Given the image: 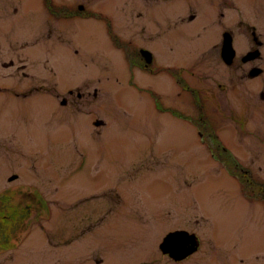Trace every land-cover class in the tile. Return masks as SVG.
I'll use <instances>...</instances> for the list:
<instances>
[{"label":"rangeland","instance_id":"rangeland-1","mask_svg":"<svg viewBox=\"0 0 264 264\" xmlns=\"http://www.w3.org/2000/svg\"><path fill=\"white\" fill-rule=\"evenodd\" d=\"M66 1L49 5L57 10ZM120 1L91 0L90 17L62 22L46 6L47 0H0V85L13 89L10 93L0 86V205L8 210L3 212L9 214V205L24 206L25 192L31 188H44L60 208L55 207L54 221L48 224L57 231L59 220L73 217L75 209L87 204V195L119 188L129 208L159 209L163 215L175 205H188V225H199L207 242L196 256L199 264H264V79L234 83L226 70L221 87L210 75L207 80L200 74L188 79V22L181 23L174 13L176 4H145L142 18L130 21V14L120 13ZM97 14L115 24L118 20L120 29L129 21L125 36L138 43L148 34L155 47L173 39L172 52L160 60L183 68L190 91L173 78L138 72L131 82L118 74L106 20H98ZM228 19L235 21L231 13ZM44 82L45 89L39 90ZM28 85V98L15 95ZM71 89L90 100L70 97ZM193 89L222 144L251 173V186H244L245 181L211 156L194 125L160 112L148 93L153 91L166 110L198 120L201 106ZM63 97L69 106L60 104ZM99 122L102 127H97ZM81 158L87 164L73 170ZM13 175L17 179L10 181ZM36 208L17 239H11L7 223L0 227L1 245L8 242L0 247V264L74 262V244L49 247L39 227L42 211ZM113 212L106 216L114 220L109 229L95 232L114 242L102 258L105 264H132L142 255L138 244L119 243L126 237L143 239L115 219L135 217L134 211ZM25 228L33 233L28 235ZM157 233L150 232L143 246ZM210 241L222 243V248L211 252Z\"/></svg>","mask_w":264,"mask_h":264},{"label":"flooded vegetation","instance_id":"flooded-vegetation-1","mask_svg":"<svg viewBox=\"0 0 264 264\" xmlns=\"http://www.w3.org/2000/svg\"><path fill=\"white\" fill-rule=\"evenodd\" d=\"M90 1L68 0L60 4L58 10L61 16L58 18L63 22L90 17ZM166 3L176 4L174 13L179 14L181 23L188 22V79L192 80L193 76L200 74L204 80H207V76L210 75L214 78L213 82L221 87L219 82L223 81L225 70L229 73V81L234 83L264 79V0H235L236 5L234 0H121L117 5H123L120 13L127 17L130 14V21H136L142 18L143 11L140 8L145 4ZM228 13H231L234 22L229 21ZM106 17L95 16L102 21H105ZM112 21L106 20V27L108 41L116 52L114 69L118 74L127 76L131 82L135 80L138 72L149 77L170 80L174 78L172 72L178 70L186 79L183 68L176 67L177 63L160 60L164 54L172 52L170 44H174L173 39H168L169 41L161 47H155L156 41L148 34L142 43H138L134 38L125 36L126 24L129 21L126 20V24L121 29L118 20L116 24ZM240 21L245 22V28L240 26ZM144 34L145 29L141 32L143 38ZM45 85L44 82L38 89L44 90ZM0 86L6 92L13 91L11 87ZM31 87V85L25 86L15 95L26 99L32 93ZM68 93L70 97L74 94L78 100L85 102L91 98L79 91L74 93L72 89ZM259 97L261 96L258 95L257 98ZM60 102L63 107L70 105L64 97ZM81 159L75 161L74 169L85 167L87 160ZM108 189L109 191L100 196L87 195L88 198L84 199L87 204L75 209L73 217L59 220L57 231L54 229L52 231V227L48 224L54 221V211L58 204L48 197L49 193H45L44 188H33V191L25 192L24 226L28 227L38 207L43 216L39 227L49 247H67L74 244V262L65 260L66 264H105L106 260L102 258V253H108L114 248V242L104 240L106 235L95 232L99 228L109 229V221L112 224L114 220L108 218L114 216L113 211L132 210L135 217L115 219L143 239L142 241L126 237L125 241L119 243L122 247L138 244L137 247L142 255L132 264H199L196 256L202 252L207 242L201 236L199 225H188L191 221L189 218L191 209H188V205L183 208H177L175 205V208L165 210L162 215L159 209L129 208L122 202L121 189L116 188L115 191ZM81 198H84V195ZM57 210L60 208L58 207ZM108 212L110 215L107 218ZM64 222H67V225H63ZM26 231L28 235L33 233L32 228ZM154 231H158L154 240H150L149 245L143 246L144 238ZM191 240L198 244V248L188 255ZM216 246L221 249L222 243L210 241L211 252H217L219 248ZM81 256H86V259L82 261Z\"/></svg>","mask_w":264,"mask_h":264},{"label":"trees","instance_id":"trees-1","mask_svg":"<svg viewBox=\"0 0 264 264\" xmlns=\"http://www.w3.org/2000/svg\"><path fill=\"white\" fill-rule=\"evenodd\" d=\"M49 3H51V0H47L46 6L47 5L49 6V10L51 11L53 15H55L56 17H59L61 15L59 10L58 9L54 10L52 6L49 5ZM173 75L177 81V84L181 86L183 89L188 90V82L184 78V76H182L178 72V70L173 71ZM148 93L151 95L154 101H159V98H157L158 96L153 91L149 90ZM193 98L198 103V105H200L197 95H195ZM171 112H173V115L178 118H181L184 120L189 119L188 116L181 114L177 110H172ZM200 114H201V118H199L198 120L192 119L191 121L192 123L196 124L199 129L203 131V133L205 134V138L207 139V141L209 142L213 150L212 151L213 154L216 155L217 159L221 161L224 168L230 174L232 175L239 174L241 175V178L239 176L240 180H242L243 182L245 181L244 183L247 185H252L253 182L248 183L252 179L251 173L245 170L244 168H242L239 162L237 161L236 157L234 156V154L228 148L222 145L221 141L216 136L215 127L209 121V119L204 115V113L200 112Z\"/></svg>","mask_w":264,"mask_h":264},{"label":"water","instance_id":"water-1","mask_svg":"<svg viewBox=\"0 0 264 264\" xmlns=\"http://www.w3.org/2000/svg\"><path fill=\"white\" fill-rule=\"evenodd\" d=\"M16 179V176L12 177L10 180ZM198 248V244L195 241L191 240L190 247L188 246V255L194 253Z\"/></svg>","mask_w":264,"mask_h":264}]
</instances>
